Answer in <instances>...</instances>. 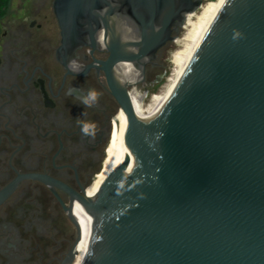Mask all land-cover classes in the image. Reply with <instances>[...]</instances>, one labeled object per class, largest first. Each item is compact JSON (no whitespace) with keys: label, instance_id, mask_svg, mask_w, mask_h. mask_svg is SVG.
Here are the masks:
<instances>
[{"label":"water","instance_id":"obj_1","mask_svg":"<svg viewBox=\"0 0 264 264\" xmlns=\"http://www.w3.org/2000/svg\"><path fill=\"white\" fill-rule=\"evenodd\" d=\"M202 4L53 0L59 52L82 44L84 32L93 46L98 10L116 8L138 35L129 43L114 36L102 65L129 63L134 84L131 65L152 59L170 27H184ZM113 94L124 140L93 198L69 193L76 241L62 264H72L90 230L81 264H264V0H225L153 119L139 120L130 98Z\"/></svg>","mask_w":264,"mask_h":264},{"label":"flooded vegetation","instance_id":"obj_2","mask_svg":"<svg viewBox=\"0 0 264 264\" xmlns=\"http://www.w3.org/2000/svg\"><path fill=\"white\" fill-rule=\"evenodd\" d=\"M52 2L26 0L18 8L20 16L0 21V264L63 263L76 241L65 211L69 193L95 196L109 172L107 150L114 125L117 130L118 123L124 127L113 90L128 98L157 90L183 29L174 23L171 40L152 59L131 65L138 78L131 85L129 63L117 62L109 69L102 65L114 36L121 43L137 37L129 14L100 8L93 46L84 32L82 44L59 52L61 35ZM73 60L79 74L68 68ZM89 89L100 95L96 104L86 107L79 97ZM85 122L95 125L89 134L81 131Z\"/></svg>","mask_w":264,"mask_h":264},{"label":"bare ground","instance_id":"obj_3","mask_svg":"<svg viewBox=\"0 0 264 264\" xmlns=\"http://www.w3.org/2000/svg\"><path fill=\"white\" fill-rule=\"evenodd\" d=\"M224 2L225 0H206V3H204L201 6L202 7L201 12L193 13L192 15L188 16V20L185 21L186 32L184 36L181 38L183 42L182 45L180 46L179 53L175 51L171 56V64L173 65V73H172L173 77L168 80L169 85L164 91H162L159 95H155L154 97H152L151 104L149 106H147L146 108L143 107L142 95L139 96L136 93L129 94L133 113L139 120L142 121L151 120L159 113L162 106L165 104L166 100L169 98L174 88L180 81L193 54L195 53L202 38L204 37L206 31L213 22L215 16L217 15L218 11L220 10ZM175 44L179 46V41L176 40ZM125 128H126V119H125L124 127L122 129H120L119 123H118V130L114 125L113 134L107 150L106 171L109 170L107 176L114 170L119 152V147L121 142L124 140ZM107 176H105V178ZM105 178L102 180V182L105 180ZM90 236H91V230L88 232L87 236L83 239V242H81L78 250L75 253L72 264H81V261L87 250Z\"/></svg>","mask_w":264,"mask_h":264},{"label":"rangeland","instance_id":"obj_4","mask_svg":"<svg viewBox=\"0 0 264 264\" xmlns=\"http://www.w3.org/2000/svg\"><path fill=\"white\" fill-rule=\"evenodd\" d=\"M24 1H26V0H9L6 18H10L11 16H15V15H16V17L20 16L21 13L18 12V8L22 4V2H24ZM204 3H206V0H203V4ZM197 12H198V10L195 13H197ZM184 29H185V25L181 31V35H180L181 38L184 36V34L186 32V29L185 30ZM177 47H178V45L175 44L174 47L170 50V54L168 55V58L166 61V64L168 67L167 68V74L165 75V79L163 80L162 84L159 86V88L157 90L149 92L148 94H145L146 95L145 97H143L142 104H143L144 108H146L147 106H149L151 104L152 97H154L155 95H159L162 91H164L168 87V85H169L168 80L173 77L172 76L173 65L171 64V56L173 55V53L175 51H177L176 50ZM133 88L134 87L132 86V89ZM136 91L140 94L143 93V92H139L138 90H136Z\"/></svg>","mask_w":264,"mask_h":264},{"label":"clouds","instance_id":"obj_5","mask_svg":"<svg viewBox=\"0 0 264 264\" xmlns=\"http://www.w3.org/2000/svg\"><path fill=\"white\" fill-rule=\"evenodd\" d=\"M68 68L71 72L79 74L80 68L77 65V62L75 60L69 62ZM72 89H69V94L72 93ZM100 93L97 92L95 89H89L86 94H82L79 99L81 103L86 107H91L94 104H96L97 99L99 97ZM95 127L94 123H82L81 124V131L85 134H89L90 129H93Z\"/></svg>","mask_w":264,"mask_h":264},{"label":"trees","instance_id":"obj_6","mask_svg":"<svg viewBox=\"0 0 264 264\" xmlns=\"http://www.w3.org/2000/svg\"><path fill=\"white\" fill-rule=\"evenodd\" d=\"M9 0H0V21L4 20L7 16Z\"/></svg>","mask_w":264,"mask_h":264}]
</instances>
